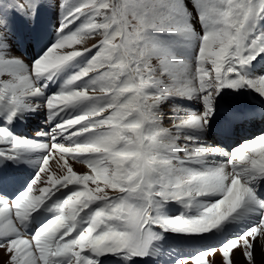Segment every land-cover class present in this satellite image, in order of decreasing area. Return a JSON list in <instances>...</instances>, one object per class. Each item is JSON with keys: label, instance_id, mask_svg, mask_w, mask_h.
<instances>
[{"label": "snow or ice", "instance_id": "1", "mask_svg": "<svg viewBox=\"0 0 264 264\" xmlns=\"http://www.w3.org/2000/svg\"><path fill=\"white\" fill-rule=\"evenodd\" d=\"M258 120L264 0H0V264H257Z\"/></svg>", "mask_w": 264, "mask_h": 264}, {"label": "rangeland", "instance_id": "2", "mask_svg": "<svg viewBox=\"0 0 264 264\" xmlns=\"http://www.w3.org/2000/svg\"><path fill=\"white\" fill-rule=\"evenodd\" d=\"M46 11H48L49 13H47L46 14L47 16L45 15L46 17L43 18V19L45 20V23H47V25L48 24L50 25L51 36L53 37L52 27L55 25L56 19H57V16H58V13H57V16H56L57 9L50 8V9H47ZM94 41L95 40L90 39L89 40V44H91ZM16 53H17V55H21L17 51H16ZM21 56H23V55H21ZM24 59L26 61L28 60L26 58H24ZM252 95H253V97H255V94H252ZM228 96H230V98H235L233 95H228ZM257 99H259V98L256 97L254 99V101L257 100ZM235 102H237V104H241V105L247 104V103H254V102H252V99H250V97H245V96H241L239 98H236ZM165 110H167V109H165ZM41 122H42V118L41 117L33 116L25 124L18 125L17 126V132H23V133H27V134H32L34 132V130H37L40 127ZM258 122H260L259 126L257 125ZM164 126L165 127L169 126L168 123H167V120H166ZM245 128L249 129V134L252 131H255V132L258 133L260 129H264V121H259L258 120L255 123L247 124V125H245ZM4 259H7V257L4 256V254L2 252H0V261H2Z\"/></svg>", "mask_w": 264, "mask_h": 264}, {"label": "bare ground", "instance_id": "3", "mask_svg": "<svg viewBox=\"0 0 264 264\" xmlns=\"http://www.w3.org/2000/svg\"><path fill=\"white\" fill-rule=\"evenodd\" d=\"M57 15V14H56ZM58 17V16H57ZM54 34V33H53ZM94 43V42H93ZM92 44V43H91ZM91 44H89V45H91ZM16 50H18V47H17V44H16ZM242 96H245V95H242ZM229 98H230V96H228ZM227 96H225V98L227 99L228 98ZM235 98H239V97H241V96H234ZM231 99H234V98H231ZM252 102H255L254 100H252ZM240 106H245V105H241V104H239ZM258 126L260 125V122H258V124H257ZM249 130V129H248ZM211 134H210V138L211 139H213V140H215L216 138H217V133H216V131L215 130H212L211 132H210ZM74 169H76V171H78V172H83V171H86L87 169H86V166L85 165H83L82 163H76V164H74ZM255 258H256V262H257V264H264V254H262L261 252H260V250L259 249H257L256 250V252H255ZM235 259H236V264H245V261L243 260V258L241 257V255H240V253L239 252H237L236 253V257H235ZM217 260H219V256H217Z\"/></svg>", "mask_w": 264, "mask_h": 264}, {"label": "flooded vegetation", "instance_id": "4", "mask_svg": "<svg viewBox=\"0 0 264 264\" xmlns=\"http://www.w3.org/2000/svg\"><path fill=\"white\" fill-rule=\"evenodd\" d=\"M43 34H44L45 36H48V32H47L46 29L43 31Z\"/></svg>", "mask_w": 264, "mask_h": 264}]
</instances>
